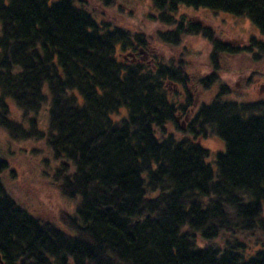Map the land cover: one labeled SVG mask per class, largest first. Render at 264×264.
<instances>
[{
  "label": "trees",
  "instance_id": "16d2710c",
  "mask_svg": "<svg viewBox=\"0 0 264 264\" xmlns=\"http://www.w3.org/2000/svg\"><path fill=\"white\" fill-rule=\"evenodd\" d=\"M150 2L167 28L156 40L200 36L209 73L186 72L183 54L137 61L150 38L97 22L83 0H0V129L42 142L53 185L75 202L56 222L39 218L9 194L0 157V264H264V101L230 100L225 85L208 104L194 96L217 83L222 55L256 59L264 43L233 46L171 15L220 11L264 37V0ZM212 136L224 151L208 162L200 141Z\"/></svg>",
  "mask_w": 264,
  "mask_h": 264
},
{
  "label": "rangeland",
  "instance_id": "374dc122",
  "mask_svg": "<svg viewBox=\"0 0 264 264\" xmlns=\"http://www.w3.org/2000/svg\"><path fill=\"white\" fill-rule=\"evenodd\" d=\"M83 3L97 22L103 21L120 27L133 36L142 34L150 38L147 50L142 51L140 55L131 51L119 52L120 59H129V55L133 54L137 61L150 65L157 62V59L164 62L172 59L175 61L183 54L186 72L196 77L210 72V46L200 36L185 37L178 46H167L156 40V34L166 31L167 28L158 21L150 0H119L110 8L102 7L95 0H83ZM171 15L175 18L184 16L186 19L200 22L210 28L220 41L233 46H248L250 37L264 43V37L248 20L228 13L179 5ZM219 85L229 88L228 99L235 102L264 101V52L256 59L247 55H222L218 60L217 83L209 90L197 87L194 95L196 102L210 103ZM10 108L12 118L21 121L20 113L15 107ZM46 119V111L41 112L38 116L41 125ZM178 124L184 127L182 117L178 118ZM169 127L168 132L178 135ZM200 145L210 153L208 162L213 161L217 153L224 151L223 141L218 136L201 140ZM0 157L7 160L12 171L5 177L9 194L34 215L48 222H56L60 214L74 212L75 202L64 198L53 185L51 175L56 164L51 160L42 142H12L0 129Z\"/></svg>",
  "mask_w": 264,
  "mask_h": 264
},
{
  "label": "water",
  "instance_id": "95a60500",
  "mask_svg": "<svg viewBox=\"0 0 264 264\" xmlns=\"http://www.w3.org/2000/svg\"><path fill=\"white\" fill-rule=\"evenodd\" d=\"M0 263H1V259H0Z\"/></svg>",
  "mask_w": 264,
  "mask_h": 264
}]
</instances>
